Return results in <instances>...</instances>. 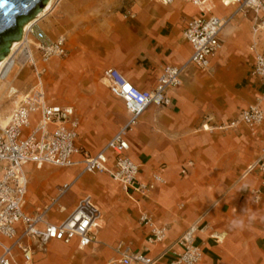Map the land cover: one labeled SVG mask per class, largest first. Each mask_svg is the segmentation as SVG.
Here are the masks:
<instances>
[{"label":"crops","instance_id":"1","mask_svg":"<svg viewBox=\"0 0 264 264\" xmlns=\"http://www.w3.org/2000/svg\"><path fill=\"white\" fill-rule=\"evenodd\" d=\"M214 2V13L230 20L220 33L221 46L209 69L187 65L181 85L167 92L170 103L146 108L126 135V155L140 167L138 181L150 183L154 174H160L164 183L130 198L110 177L79 176L83 157L78 154L73 156L77 165L63 169L69 177L49 184L48 178L27 176V193L48 200L59 185L77 179L70 188L78 189L74 204L70 210L60 204V211L67 216L81 197L91 195L102 213L94 242L80 249L77 238L70 243L52 240L45 251H34L32 264H106L120 256L119 243L144 252L157 264H168L182 249L176 245L169 250L170 246L196 221L192 240L201 249V264H264V180L253 172L244 175L258 156L264 131L244 124L220 128L260 92V81L250 71L256 52H264V31L252 50L253 14L231 15L233 9L227 8L231 5ZM219 6L226 12L219 13ZM198 12L195 5L181 0L168 5L157 0H51L49 11L34 22L51 40L64 36L67 54L41 65L45 72L40 86L47 104L74 108L77 146L91 155L99 153L130 119L123 100L110 91L104 72L116 68L138 88L154 89L165 66H183L189 60L192 48L183 31ZM32 38L8 63L5 79L31 56L37 60ZM30 69L34 82L20 97L38 83ZM15 94L10 86L11 112ZM11 112L6 121L0 117V127ZM254 189L261 190L259 202L253 200ZM141 212L166 227L161 243H147L149 230L138 222ZM61 220L50 218L53 223Z\"/></svg>","mask_w":264,"mask_h":264},{"label":"built area","instance_id":"2","mask_svg":"<svg viewBox=\"0 0 264 264\" xmlns=\"http://www.w3.org/2000/svg\"><path fill=\"white\" fill-rule=\"evenodd\" d=\"M157 1L168 5L175 0ZM181 1L195 5L199 11L187 22L183 31L185 40L192 48L189 60L183 66H165L156 87L152 90H142L133 85L116 68H108L104 72V79L108 81L110 91L123 100L131 116L127 124L120 127L106 146L95 155L82 150L75 143L79 122L74 108L47 104L40 86V78L45 72V67L41 65L54 57L66 56L65 37L51 40L36 23L30 26L27 34L34 37V47L38 54L37 60L32 61L31 66L38 83L18 99L8 122L0 128V264H32L34 251H45L52 240L70 243L77 238L78 248L82 249L95 241L102 225V213L91 195L81 197L59 223L50 221L49 215L54 208L63 210L59 202L77 179L59 185L54 196L37 210L26 211L28 178L24 167L28 164L37 168L44 165L69 168L78 163L73 156L82 155L79 176L84 173H106L122 185L130 198H134L135 194L144 196L158 183H164L160 174H154L150 183L138 181L140 167L126 155L129 148L126 135L137 124L146 108L151 105L166 106L170 103L167 92L170 88L181 85V76L187 65L193 64L202 70L209 69L212 58L221 46L220 33L230 20L214 13V0ZM220 2L224 6H236L237 11L244 15L253 14V40L250 48L255 50L258 46V35L264 31V0ZM250 75L260 81V92L236 119L222 128H235L244 124L253 131H264V52H256ZM252 172H258L264 180V140L257 158L247 166L244 175ZM260 199L261 190L254 189L253 200L259 202ZM138 222L149 230L147 243L150 246L164 240L166 227L157 226L150 214L141 212ZM197 223L198 221L170 246L169 250H173L176 245L182 249L168 264H201V249L192 240V235L198 228ZM116 249L120 256L106 264H157V261L149 258L144 252L132 251L122 243H119Z\"/></svg>","mask_w":264,"mask_h":264},{"label":"rangeland","instance_id":"3","mask_svg":"<svg viewBox=\"0 0 264 264\" xmlns=\"http://www.w3.org/2000/svg\"><path fill=\"white\" fill-rule=\"evenodd\" d=\"M217 1H220V0H217ZM227 8L233 9L231 15L237 14V15H240L242 17H245V15L243 13L237 11L236 6L231 5ZM226 10H227L226 8H223L221 6H219V8H218L219 13H225ZM225 18H228L226 16V14H225ZM23 35H24V31H23V27H22L21 38L23 37ZM31 40H33V38H31L30 41ZM10 50H11V47H10ZM9 53H10V51L7 53L6 57L9 55ZM30 66H29V63L22 66V67L16 66L13 69V71L8 75V77L6 79H5V77L7 76V74L1 80V84H0V117L4 118L5 121L7 120V117L9 115V113L11 112V108H12V99L9 98V96H8V90H9L10 86H12L16 89L17 94H15V96L17 95V97H15V98L18 100V99H21L20 96L22 94H24V92L27 91V89H29L30 86L34 82V74H33V70L30 69ZM230 122H228V123H230ZM227 124L221 125L220 128H222L223 126H225ZM223 129H226V128H223ZM259 150H260V148H259ZM44 167H48V168H52V169L48 170ZM42 168H44V169L39 170L38 168L34 167L33 164H28L24 167L27 176H29V177L31 176L33 178V180L37 179L38 177L48 178V180L50 182L49 184H52L54 181L59 180L61 177H69L70 176L68 171H63V169H65V168H60V167H55V166H50V165H46V166L44 165V166H42ZM253 173L260 175L258 172H253ZM88 175L96 176V174H88ZM97 175H104L105 177H109L105 173H101V174H97ZM29 193H30V191H28L27 196H26V200H27L26 204L27 205L25 207V210L32 211L37 205H39L41 203H45L48 200L47 197H46V199L44 197L39 198L37 196L30 195ZM123 193L126 195L124 189H123ZM77 195H78V189H76L74 187L71 190H69L68 193L63 197L60 204L64 207H66L68 210H70L72 205L74 204V202L76 200ZM66 214H67V212L60 211L59 208H54L51 211L49 218L54 219V217H56V219L61 220L65 217Z\"/></svg>","mask_w":264,"mask_h":264},{"label":"water","instance_id":"4","mask_svg":"<svg viewBox=\"0 0 264 264\" xmlns=\"http://www.w3.org/2000/svg\"><path fill=\"white\" fill-rule=\"evenodd\" d=\"M48 0H0V60L10 51L12 42L21 38L22 27L38 16Z\"/></svg>","mask_w":264,"mask_h":264},{"label":"bare ground","instance_id":"5","mask_svg":"<svg viewBox=\"0 0 264 264\" xmlns=\"http://www.w3.org/2000/svg\"><path fill=\"white\" fill-rule=\"evenodd\" d=\"M57 0H55L56 2ZM50 5H51V0H48V2L46 3L45 7L43 8V10L40 12L41 14L36 18L34 17L35 19L32 18V20L30 19V21L28 20L27 23L24 24L23 26V31H24V35L23 37L20 39V40H17L16 42H12L11 44V50H10V53L7 57H4L2 60H0V82L1 80L5 77V75L7 74V65L8 63L10 62V60L14 59L16 56H17V50H19L22 46H24L27 42H26V39L28 38L29 40L32 38L31 35H28L27 34V31L28 29L30 28V26L36 22L37 19L41 18L44 13H46L47 11H49V8H50ZM34 22V23H33ZM36 42V41H35ZM32 58L28 59L26 61V64L29 63L31 65V62L32 61H35L33 56H31ZM18 104V100L16 102V106ZM15 106V107H16ZM15 109V108H14ZM13 109V110H14ZM8 122V121H7ZM6 125V124H5ZM4 125V126H5ZM3 126V127H4ZM1 128V127H0Z\"/></svg>","mask_w":264,"mask_h":264},{"label":"trees","instance_id":"6","mask_svg":"<svg viewBox=\"0 0 264 264\" xmlns=\"http://www.w3.org/2000/svg\"><path fill=\"white\" fill-rule=\"evenodd\" d=\"M29 21H30V20H29ZM27 22H28V21H27ZM27 22H26V23H27Z\"/></svg>","mask_w":264,"mask_h":264}]
</instances>
